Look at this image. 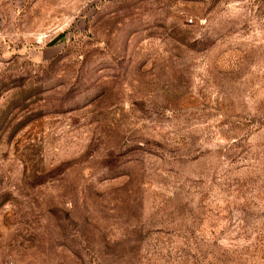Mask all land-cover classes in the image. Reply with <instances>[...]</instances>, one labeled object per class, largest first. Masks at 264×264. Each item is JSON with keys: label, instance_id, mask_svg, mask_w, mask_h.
Wrapping results in <instances>:
<instances>
[{"label": "rangeland", "instance_id": "1", "mask_svg": "<svg viewBox=\"0 0 264 264\" xmlns=\"http://www.w3.org/2000/svg\"><path fill=\"white\" fill-rule=\"evenodd\" d=\"M0 264H264V0H0Z\"/></svg>", "mask_w": 264, "mask_h": 264}]
</instances>
